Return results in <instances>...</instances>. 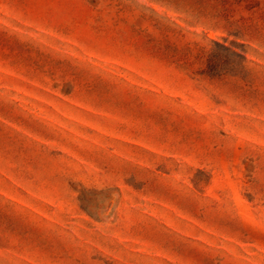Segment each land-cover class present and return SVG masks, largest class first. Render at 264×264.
Listing matches in <instances>:
<instances>
[{"label":"rangeland","instance_id":"1","mask_svg":"<svg viewBox=\"0 0 264 264\" xmlns=\"http://www.w3.org/2000/svg\"><path fill=\"white\" fill-rule=\"evenodd\" d=\"M0 264H264V0H0Z\"/></svg>","mask_w":264,"mask_h":264}]
</instances>
